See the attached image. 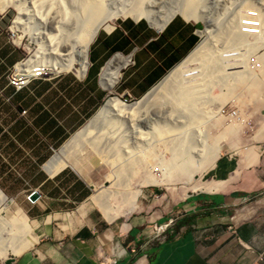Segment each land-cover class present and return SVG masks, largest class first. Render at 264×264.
Segmentation results:
<instances>
[{"label":"crops","instance_id":"1","mask_svg":"<svg viewBox=\"0 0 264 264\" xmlns=\"http://www.w3.org/2000/svg\"><path fill=\"white\" fill-rule=\"evenodd\" d=\"M201 32L180 15L160 27L124 18L91 43L83 78L61 73L20 90L5 79L6 64L18 59L1 53L0 222L12 230L9 206L16 205L37 241L18 256L0 254V264H264V149L252 150L251 160L221 152L209 169L219 179L209 183H223L218 191L152 212L136 206L111 220L98 209L91 180L68 163L58 171L50 165L109 96L147 97L195 51ZM108 72L118 75L110 88Z\"/></svg>","mask_w":264,"mask_h":264},{"label":"bare ground","instance_id":"2","mask_svg":"<svg viewBox=\"0 0 264 264\" xmlns=\"http://www.w3.org/2000/svg\"><path fill=\"white\" fill-rule=\"evenodd\" d=\"M64 1L36 0L33 2L31 0V7L28 8L18 0H0V13L5 12L11 6L17 10L18 17L14 25H26L28 27L32 21H37L48 22L52 26L51 28L55 27L52 30L56 33L48 35L45 39V43L47 42L53 51L55 61L48 70L38 66L40 56L33 60L18 63L15 72L21 75L18 77L19 85H27L32 79L38 77L45 78L68 72H75L80 78H83L89 66L88 52L91 43L100 30L111 31L113 29L112 22L120 16L126 18L131 15L137 20L143 17L157 27L164 25L177 14H182L189 19L203 20L206 24L212 23L209 27L207 26L204 32L206 40L201 42L202 44L195 49L190 57L173 70L147 97L129 105L122 102L120 98H110L99 113L72 138L74 142L81 140L85 141L87 146L89 144L97 153L101 164L110 168L111 173L105 177V182L110 183V186H100L94 196L95 203L102 208L105 212L104 215L106 214V217L109 218L108 220L131 213L136 206L138 209V198L141 190L128 191L126 189L129 179L139 174L140 171H145V176L139 184V188L147 185L170 187L174 185L175 181L186 176L185 186L194 183L193 190L195 191H218L223 183L206 184L202 182L197 175L198 168L192 166V162H194L192 157L187 154L186 150L181 151L184 144H180L178 152L174 149L177 143L168 142V144L171 143L168 146L167 138L165 137L164 140L163 136L169 128L166 122L162 125V123L158 124L151 120L152 107H159L163 104L166 106L169 117L175 114L179 116L186 114L188 119H191L188 123H193L199 120L197 107L198 103L203 100H209L219 105L215 113L211 111L208 112V115L216 118L221 112L226 104L227 94H221L218 98H211V93L216 87L219 86L226 91L228 90L229 94L233 89L239 87L246 86L257 89L260 85L259 81H263L260 78L264 75V52L259 55L260 52L264 51V0H260V3L259 0H254L256 4H253L252 0H242L241 6L236 5L234 7L233 11L236 15L234 14L223 22L203 14L199 11L197 3L191 0H186L183 4L175 5V7L172 6L173 8L171 7L165 13H157L149 7H145V0H139L137 7L116 10L107 8L105 0H76L79 4V13L65 9ZM23 17L26 18L25 21ZM254 24L257 25L253 26ZM201 34L203 33L201 32ZM16 42L19 45L21 38L17 39ZM214 43H221V48H218ZM235 53H238L237 57H234ZM227 54L230 56H225ZM250 54H253L254 58L246 64ZM237 58L241 59V63L236 66L233 61H236ZM239 66L241 69L227 71V69H235ZM115 72L105 74V87L110 88L114 85L118 76ZM160 97L162 100H159ZM177 122L183 123L182 119ZM147 125H149L148 129L146 128ZM126 132H132L136 135L138 132L141 136L149 137L151 143H147L146 148H142L143 144L139 145L142 150L137 153V151L135 152L137 146L136 148L130 147L123 137L112 140L115 136H120ZM156 138L161 139V141ZM103 140H108L106 146L99 148ZM215 142L209 145L214 151L211 168L220 156L218 150L220 145ZM120 144L121 146L124 145L127 150L126 153H121L123 150H120ZM80 145L82 146V143ZM206 145L208 144L204 140L202 147ZM70 146L72 145L70 144ZM161 147L164 152L169 147L173 154L170 161L163 159ZM65 149L67 148L65 147ZM68 149L71 151V148ZM62 151L55 154L50 164L56 171L67 165L66 159L68 160V157L65 156L70 151L67 154ZM159 152H161L160 158L157 155ZM180 156L183 158V162L175 164L174 162H177ZM153 160L156 161L155 166L151 165ZM158 161L160 164L157 163ZM120 162L123 165H118ZM156 171L160 172L157 173ZM118 200L122 203L121 206H119L120 203L118 205ZM6 226L5 222H0V254L3 257L10 254L18 256L31 249L37 241L33 236V228L27 221L14 216L12 230L9 231Z\"/></svg>","mask_w":264,"mask_h":264},{"label":"rangeland","instance_id":"3","mask_svg":"<svg viewBox=\"0 0 264 264\" xmlns=\"http://www.w3.org/2000/svg\"><path fill=\"white\" fill-rule=\"evenodd\" d=\"M18 1L22 2L28 8L31 7L30 4L31 0H18ZM32 1L34 2L36 0H32ZM184 1L186 0H145V7H149L157 13L159 12L165 13L168 12L172 6L175 7V5H181L183 4ZM191 1H195L197 3L198 5L197 7L199 11H201L203 14L207 15L208 17L210 16L212 18H215L217 19V21H222V22L228 18H231L234 14L236 15V13H234L233 11L234 7L236 5L241 6L242 3V0H191ZM64 2H65V9L79 13L80 11L78 7L79 4L77 3L76 0H65ZM138 2L139 0H105V4L107 8L111 10H116L120 8H126V9L134 8L137 7ZM252 2L253 4H256V1L252 0ZM177 15L189 19L188 17L182 14H177ZM17 17H18V12L13 6L6 9L5 12L0 13V60L2 59L1 53L6 51H12V55L15 56L16 59H18L19 61L18 63L33 60L35 59V57L40 56V62L38 66L46 70L50 69L51 65L53 64V61L55 60L53 58V53H52L53 51L50 49L48 43L47 42L45 43V39H47L48 35L50 34L54 35L56 33L54 32V30H52L55 27L51 28L52 26L49 25L48 22L42 23L37 21H32V23L28 25V27L30 28H28L26 25H14V22ZM124 18L125 17H121V16L118 17L116 20L112 22V26L114 27V25L118 21ZM126 18L133 19V16L130 15L127 16ZM140 19H146V18L142 17ZM23 20L25 21L26 18L23 17ZM189 20L194 21L198 24L199 31H202L203 33L202 36L200 37L199 42L203 43L206 40V36L204 35V32L206 31L207 26L209 27V25H211L212 23L210 22V24H206L203 20H195V19H189ZM104 31L105 30H100L97 36L100 33H103ZM19 38H21V43H19L18 45L16 41ZM214 44L218 46V48H221V43H214ZM263 52L264 51L260 52L259 55L263 54ZM16 65L17 63L13 65L14 67L13 66L11 67L10 65L6 64L7 66L6 67L7 71L5 75L6 81H8V77L16 73L15 72ZM260 79L263 81H259L260 85L257 89L247 88L246 86L239 87L233 89L231 94H229L228 90L226 91L218 86L213 90V93H211V98H218L221 94H227L225 101L226 104L223 106L224 111L225 110L237 111L239 120H230L229 118H227L226 115L224 114L220 115L221 112L218 114L216 118L211 117L208 114L211 111L212 113H215L219 105L212 103L209 100L208 101L203 100L202 102L198 103L197 109L199 111L197 113L200 117L197 116L199 120L193 123H188L189 120L191 119H188V116L186 114H183L184 116L183 115L179 116L178 114H175L172 117H169V114L166 112V106L163 104H161L159 107L158 106L152 107L153 111L151 115L152 118L151 120L152 121L154 120V122L156 121L158 124L162 123V125H164V123L166 122L167 127L169 128L167 132L164 134L163 139L165 140L167 138L166 139L167 144L168 142L177 143V145L174 147L175 151L177 152L179 151L180 144H184L181 151L186 150L187 154L192 157V161H194L192 162V166L198 168V172L197 171L196 172L198 177L201 178L202 182L208 184L210 181L219 180L215 178L209 170L211 169L210 165L214 155L213 148L209 146L212 142L214 143L216 141L215 143L220 145L218 148L220 154L221 152L226 151L227 149L230 148L232 150H235L237 154L244 155V153H246L245 160L253 159L252 150L264 149V75ZM109 97L112 98L116 96L111 95ZM108 98L102 103V107L110 99ZM161 98L162 97H160L159 100H162ZM120 99L122 102H125V104L127 105L134 103V101L135 102L137 101V100L125 101L123 98ZM99 111L96 113V115L99 113ZM181 119L183 121L182 124L177 122L178 120L180 121ZM146 128L148 129L149 125H147ZM145 132H147V130H145ZM74 136L75 135H72L67 140L66 145L62 149L63 150L62 152L67 154L70 151L68 148H71V151L67 154V156H65L66 158L68 157V160L65 158L68 165L75 167L81 174H83L86 178L91 180V182L96 187L95 192L96 190H98V188H100V186H106V187L110 186V183L105 182V177L111 173L110 168L101 164L100 158L97 156V153L89 146V144L87 146L85 141L78 140V142L77 141L74 142L72 139ZM119 137H123L130 147L136 148L137 146V149L135 150V152L137 151V153L139 152V150H142V148H146L147 143H151V139L149 137L141 136L138 132L137 135L133 134L132 132L122 133V135L115 136L112 140H116V139L118 140ZM156 139L158 141H161V139L159 138ZM181 139H183V141H181ZM204 140L207 142L208 145L202 147ZM107 141L108 140L101 141L99 148L100 147L104 148V146H106L105 144ZM81 143L82 146L84 145V147L80 145ZM171 143H169L168 146H170ZM68 144L69 146L70 144L72 146L69 147L67 146ZM139 145L140 146L142 145V148L139 147ZM119 146H121V144ZM65 147L67 149H65ZM64 149L66 150V152ZM78 150H81V152L80 151L78 152ZM120 150H123V152L121 153H126L127 151L124 145L121 146ZM160 150L163 153L162 155L165 161H170L172 159L173 154L171 153L169 147H167L166 152H164L162 147L160 148ZM160 154L161 152L157 153V155H159L158 156L159 158H160ZM103 155L105 156V153ZM70 159L72 160L69 161ZM199 161L202 163H200ZM182 162H183V158L180 156L178 157L177 162L174 163L181 164ZM241 162L243 163V161ZM157 163L160 164L159 161ZM152 164L155 166L156 161L153 160L151 162V165ZM118 165H123V164L122 162H120ZM156 172L159 173L160 171H156ZM144 176H145V171H140L139 174L135 175L133 178H130L127 183L126 190L128 191L141 190V194L138 198L139 207L137 209V212L141 211L144 208H150V207H152L150 209V211L152 212L155 209V207H159V205L161 204L165 205L166 203H178L179 201L191 195L203 193L201 191L193 190V187L195 186L194 183H192V185L188 184L187 186H185V182L187 181L186 176H183L184 178L181 177L179 181H175L174 185L170 187L147 185L142 188H139V184H141V181ZM148 195H150V197L144 199V196H148ZM154 201L156 203L153 206L151 204ZM117 202L118 205L120 203L119 206L122 205L120 200H118ZM13 205L14 204H11L9 206L10 212L15 213V216H17L16 214H18L19 218L20 217L23 219L28 218L19 207ZM97 206L98 209L101 211V213L104 214L105 212H103L102 208L98 204ZM8 215L9 214L6 213L1 214V216L3 217H6ZM29 224L32 228L34 227V225L30 221Z\"/></svg>","mask_w":264,"mask_h":264},{"label":"built area","instance_id":"4","mask_svg":"<svg viewBox=\"0 0 264 264\" xmlns=\"http://www.w3.org/2000/svg\"><path fill=\"white\" fill-rule=\"evenodd\" d=\"M256 25L257 24H254L253 26H256ZM251 31L257 32L256 30H251ZM225 56H230V54H227ZM237 56H238V53H235V56L234 57H237ZM253 58H254V55L253 54H250L249 57H248V60L246 61V64L250 63L253 60ZM239 59L240 58H237L236 61H233V63H235L236 66L237 65H240V63H241V59L240 60ZM237 69H241V67L239 66L238 68H235V69H233V68L227 69V71L229 72V71H233V70H237ZM19 76H21V75L15 73L14 75L8 77V83L11 86H13L16 90H20V89H22L23 87L26 86V85H19L18 84V77ZM39 78H41V77H38L37 79H39ZM125 100H131V99H127L126 98ZM24 114H25V111H22L21 112V115H24ZM221 114L226 115L227 118H229L230 120H239L238 115H237V111H235V110H228V111L225 110L224 111V108H222L220 115Z\"/></svg>","mask_w":264,"mask_h":264},{"label":"water","instance_id":"5","mask_svg":"<svg viewBox=\"0 0 264 264\" xmlns=\"http://www.w3.org/2000/svg\"><path fill=\"white\" fill-rule=\"evenodd\" d=\"M35 198H36V193L33 192V193L30 195V199L33 200V199H35Z\"/></svg>","mask_w":264,"mask_h":264}]
</instances>
